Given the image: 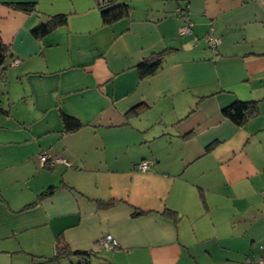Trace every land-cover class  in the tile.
<instances>
[{
    "label": "crops",
    "instance_id": "obj_1",
    "mask_svg": "<svg viewBox=\"0 0 264 264\" xmlns=\"http://www.w3.org/2000/svg\"><path fill=\"white\" fill-rule=\"evenodd\" d=\"M100 2L0 0V264L264 258V0H121L128 17L106 26ZM177 9L191 35L178 36ZM235 101L258 110L240 127L221 115ZM61 112L81 127L64 131Z\"/></svg>",
    "mask_w": 264,
    "mask_h": 264
},
{
    "label": "trees",
    "instance_id": "obj_2",
    "mask_svg": "<svg viewBox=\"0 0 264 264\" xmlns=\"http://www.w3.org/2000/svg\"><path fill=\"white\" fill-rule=\"evenodd\" d=\"M9 7L16 11L25 13H31L35 10V3H13L7 4ZM100 18L102 25H110L120 20L126 19L130 12V8L121 0H101L98 5ZM182 15L187 16L186 9H179ZM65 16L52 17L44 23L39 24L32 30V34L35 37H41L47 34L58 25L65 24ZM178 34V33H177ZM7 58V49L0 41V72L4 70L5 60ZM163 63L162 56H157L151 60H144L137 65V71L141 78L154 75L161 67ZM258 113L255 102H240L235 101L230 106L224 108L221 111V115L224 119L230 121L235 126H243L249 119L255 117ZM60 118L63 125V130L66 132H74L78 130L81 125L74 118L65 113H60ZM66 247H60L57 249L56 257H60L67 254ZM263 258V257H262ZM80 264H87L85 259H81Z\"/></svg>",
    "mask_w": 264,
    "mask_h": 264
},
{
    "label": "built area",
    "instance_id": "obj_3",
    "mask_svg": "<svg viewBox=\"0 0 264 264\" xmlns=\"http://www.w3.org/2000/svg\"><path fill=\"white\" fill-rule=\"evenodd\" d=\"M176 14L179 16V18L182 20V24L180 25V27L177 30L178 36L179 37H185L188 35L192 34V29H191V23L188 20V17L185 15H182V13L180 12L179 9L176 10ZM204 41L208 44V46L211 49H215L217 48V46L219 45V39L214 38L211 35V31L208 33V35L204 38ZM18 64L17 60H13L11 62L12 66H16ZM38 160L41 164L43 165H47L49 167L54 166V165H58V164H62L66 167L69 166V164L67 162H65L62 159H54L51 158L50 155L48 154H42L38 157ZM150 167V163L147 161H142L141 163H139L136 166V169L140 172H144L147 171ZM261 196L264 198V191L261 193ZM100 244L102 246V248H104L105 250H111L117 247V242L114 238H112V236L110 235H105L101 241ZM260 251L264 252V242L261 244L260 246ZM251 264H264V258L259 257L257 259H255Z\"/></svg>",
    "mask_w": 264,
    "mask_h": 264
}]
</instances>
